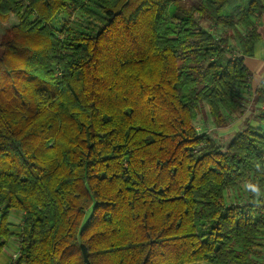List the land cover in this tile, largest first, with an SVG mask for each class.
Here are the masks:
<instances>
[{
    "label": "trees",
    "instance_id": "1",
    "mask_svg": "<svg viewBox=\"0 0 264 264\" xmlns=\"http://www.w3.org/2000/svg\"><path fill=\"white\" fill-rule=\"evenodd\" d=\"M263 14L264 0H0V24L15 18L0 33V255L15 238V264H264V196L246 187L264 188V110L218 132L264 105L244 65Z\"/></svg>",
    "mask_w": 264,
    "mask_h": 264
},
{
    "label": "crops",
    "instance_id": "2",
    "mask_svg": "<svg viewBox=\"0 0 264 264\" xmlns=\"http://www.w3.org/2000/svg\"><path fill=\"white\" fill-rule=\"evenodd\" d=\"M258 32L260 34V40L254 47V54L252 57H248L244 60V65L251 75L248 84L250 93L249 95L246 94L249 100L252 99L256 90L264 88V14L258 21ZM262 106L263 108H258V106L254 107L255 111L259 110L260 112V110H264V105ZM13 216L14 218H19L17 215ZM11 240L16 241V243H13L15 245V250L13 251L12 248L7 245L0 255V264H15L18 243L14 238L10 239V241Z\"/></svg>",
    "mask_w": 264,
    "mask_h": 264
},
{
    "label": "rangeland",
    "instance_id": "3",
    "mask_svg": "<svg viewBox=\"0 0 264 264\" xmlns=\"http://www.w3.org/2000/svg\"><path fill=\"white\" fill-rule=\"evenodd\" d=\"M15 23V18L14 17H10L9 21L6 23V24H0V33L3 32V30L8 27L10 24H13ZM203 26L205 28H208L207 24L205 23H202ZM261 112V110H260ZM259 110L258 111H255L254 109V106L252 104H247V109L245 110V113H243L242 115H237V116H234L232 118V121L230 123V125L225 128V129H222V130H218V132L222 135H225L226 137L229 136L230 134H233V132L237 131L244 123V121L246 119H251V123H253L254 125H258L259 124V121L258 122H255V116H257L258 114H260ZM263 128H264V121L262 123H260ZM214 126L212 125V123L210 122V120L208 121L206 117H204V119L200 120V123L197 124V129H198V132L202 133V132H205L209 129H213ZM212 131H217V130H212ZM224 136V137H225ZM260 193L264 196V188L262 191H260ZM230 200H233V198H231ZM15 219L16 218H12L11 220L13 222H15ZM16 221H18V219H16ZM16 223V222H15ZM15 239V238H14ZM13 243H16L15 240H11L9 241V244L8 246L12 248V250L14 251L15 250V245Z\"/></svg>",
    "mask_w": 264,
    "mask_h": 264
},
{
    "label": "clouds",
    "instance_id": "4",
    "mask_svg": "<svg viewBox=\"0 0 264 264\" xmlns=\"http://www.w3.org/2000/svg\"><path fill=\"white\" fill-rule=\"evenodd\" d=\"M246 187L249 188L251 192L254 193L256 196L261 195L259 188L252 186V185H247Z\"/></svg>",
    "mask_w": 264,
    "mask_h": 264
},
{
    "label": "built area",
    "instance_id": "5",
    "mask_svg": "<svg viewBox=\"0 0 264 264\" xmlns=\"http://www.w3.org/2000/svg\"><path fill=\"white\" fill-rule=\"evenodd\" d=\"M259 108H263V106H259Z\"/></svg>",
    "mask_w": 264,
    "mask_h": 264
}]
</instances>
